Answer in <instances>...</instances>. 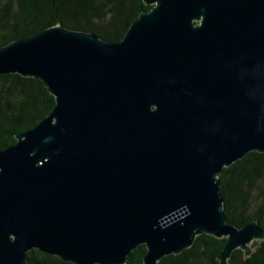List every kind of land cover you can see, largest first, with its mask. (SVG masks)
<instances>
[{"label":"water","instance_id":"obj_1","mask_svg":"<svg viewBox=\"0 0 264 264\" xmlns=\"http://www.w3.org/2000/svg\"><path fill=\"white\" fill-rule=\"evenodd\" d=\"M119 42L55 26L0 49L51 112L0 150V264H143L205 234L245 256L264 230L223 212L218 177L264 154V0H143Z\"/></svg>","mask_w":264,"mask_h":264},{"label":"trees","instance_id":"obj_2","mask_svg":"<svg viewBox=\"0 0 264 264\" xmlns=\"http://www.w3.org/2000/svg\"><path fill=\"white\" fill-rule=\"evenodd\" d=\"M143 0H0V49L46 29L90 33L107 42H119L132 22L151 10ZM54 97L44 84L18 74L0 76V150L16 136L36 126L52 110ZM218 181L226 219L238 228L256 222L264 230V154L251 152L224 168ZM226 240L199 235L193 245L158 264H219ZM245 256L232 252L228 264H264V240L252 244ZM144 246L130 252L125 264H143ZM24 264H70L33 250Z\"/></svg>","mask_w":264,"mask_h":264},{"label":"rangeland","instance_id":"obj_3","mask_svg":"<svg viewBox=\"0 0 264 264\" xmlns=\"http://www.w3.org/2000/svg\"><path fill=\"white\" fill-rule=\"evenodd\" d=\"M251 246V248H252V245H250Z\"/></svg>","mask_w":264,"mask_h":264}]
</instances>
